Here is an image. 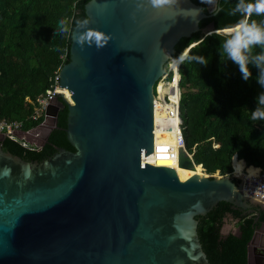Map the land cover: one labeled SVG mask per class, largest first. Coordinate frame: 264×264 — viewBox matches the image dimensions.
Segmentation results:
<instances>
[{
    "label": "water",
    "instance_id": "1",
    "mask_svg": "<svg viewBox=\"0 0 264 264\" xmlns=\"http://www.w3.org/2000/svg\"><path fill=\"white\" fill-rule=\"evenodd\" d=\"M205 5L179 0L162 12L147 0L85 5L88 27L110 38L98 48L72 37L70 61L58 75L67 102L54 95L47 111L53 119L45 118L37 138H26L40 148L67 107L75 152L59 148L45 161L27 162L4 151L0 135V264H210L197 218L221 202L246 214L264 210L244 196L239 176L200 175L154 103L177 45L216 15L215 5L208 14ZM230 233L251 238L253 264L254 246L264 249V224L246 229L230 215L223 234Z\"/></svg>",
    "mask_w": 264,
    "mask_h": 264
},
{
    "label": "trees",
    "instance_id": "2",
    "mask_svg": "<svg viewBox=\"0 0 264 264\" xmlns=\"http://www.w3.org/2000/svg\"><path fill=\"white\" fill-rule=\"evenodd\" d=\"M89 1L0 0V121H23L25 132L43 124L44 118L29 120L34 106L28 100L34 103L50 90L56 73L70 61L72 35L57 33L58 21L68 18L74 30L76 20H88L85 5ZM192 1L202 4L200 0ZM236 2L219 0L216 7L221 11L203 20L199 33L182 39L173 56L182 55L193 45L180 65L182 131L186 150L207 175L217 171L231 174L235 155L252 167L249 172L256 175V168L264 170V120L251 119V111L257 106L256 96L264 91L256 81L258 69L250 65L252 76L245 80L239 67L226 57L221 63L218 53L221 37L215 30L238 22L239 15L228 14ZM205 13H209L207 7ZM252 19L260 21L264 16L254 14ZM210 28L215 33L205 36L204 31ZM254 51L258 53L260 48ZM197 57L206 58L208 63L200 64ZM58 99L67 102L61 96ZM67 115L66 107L60 111L58 122L41 149L6 137L2 142L4 151L27 162L45 161L59 148L75 152L67 140ZM254 210L246 214L221 202L207 216L197 218L199 240L210 264L248 263L251 238L245 234L224 235L223 227L231 215L246 229L261 228L264 210Z\"/></svg>",
    "mask_w": 264,
    "mask_h": 264
},
{
    "label": "clouds",
    "instance_id": "3",
    "mask_svg": "<svg viewBox=\"0 0 264 264\" xmlns=\"http://www.w3.org/2000/svg\"><path fill=\"white\" fill-rule=\"evenodd\" d=\"M201 3L214 6L217 0H201ZM147 4L153 10L162 12L178 6L179 0H147ZM139 6L144 7L143 4ZM220 11V8L214 7L213 14H217ZM228 14L231 16L239 15L241 18L238 22L226 28L215 30L221 37L218 48L221 63L224 62L225 57L227 61L235 63L239 67L245 80L251 78L252 72L250 70V65H254L258 69L256 81L261 88H264V20L257 21L252 19L254 14L256 16H264V0H237L230 8ZM88 24L89 21L87 19L76 20V28L83 30L77 34L73 28L69 26V19L61 18L58 21L56 31L63 35L71 34L73 39L81 46L85 44H95L98 48L103 47L110 37L106 36L101 31L89 28ZM205 36L207 35L205 34ZM191 47L186 50L187 53ZM257 47L260 48L258 53L254 51ZM196 59L202 65L208 63V60L204 57H197ZM256 105V108L251 111V119L253 121L264 120V91L256 96Z\"/></svg>",
    "mask_w": 264,
    "mask_h": 264
},
{
    "label": "built area",
    "instance_id": "4",
    "mask_svg": "<svg viewBox=\"0 0 264 264\" xmlns=\"http://www.w3.org/2000/svg\"><path fill=\"white\" fill-rule=\"evenodd\" d=\"M186 53L187 51L182 55L178 56L175 59V61L172 62L167 67L166 74L164 75V77L160 79V81H158L154 89V93L156 91L154 103H156L157 105H161L167 116L170 118L181 140L183 149H186V144L182 131L183 122L181 118V98L183 95V90L181 88L180 65L185 59ZM60 70L56 73L53 86L51 87L50 90H48L45 94L37 98V100L34 103L28 100L29 103L33 104L34 106V113L29 118L30 121H37L41 118H44V122H43L44 124L45 118L53 119L52 117L47 115V111L52 105L55 104V100L57 98H54V95L64 96L63 94L64 89H57L58 75ZM42 125L39 126L38 128L42 127ZM23 127H24L23 121H11V122L6 120L0 121V135H4L5 138L9 137L16 139L22 142L25 146H27L26 136L30 135L31 133H34L36 129L25 132L23 131ZM235 161H239L237 155H235L232 160L233 172L231 174L222 175L220 171H217L216 174L214 175H205V176L210 178L237 176L236 169L234 167ZM239 162H243L244 164V169L241 172L242 174L239 176L245 181L243 187L244 196L264 203V170L261 168H256L255 170H257V174L253 177H250L249 169L252 167H247L244 161H239ZM202 172L205 173L203 169Z\"/></svg>",
    "mask_w": 264,
    "mask_h": 264
},
{
    "label": "rangeland",
    "instance_id": "5",
    "mask_svg": "<svg viewBox=\"0 0 264 264\" xmlns=\"http://www.w3.org/2000/svg\"><path fill=\"white\" fill-rule=\"evenodd\" d=\"M204 33L208 35V34L213 33V31L206 30V31H204ZM155 93H156V91H155ZM41 129H42V127L37 128L36 131H35L34 133H31L30 135H27L26 138H27V137L37 138V137L39 136V134L41 133ZM26 145H27L28 147H33V148L40 149L38 146H36L35 143H29V142L26 141ZM234 167H235V169H236V175H237V174H242L241 172H242V170L244 169V164H243L242 162H236V161H235V163H234ZM199 172H200V174H201L202 176L207 175L206 173L202 172V170H199ZM249 174L255 175V172H254V171H251V172H249ZM262 250H263V252H264V249L256 248V253L261 252ZM252 258H253V253H252ZM252 261H253V259H252Z\"/></svg>",
    "mask_w": 264,
    "mask_h": 264
},
{
    "label": "flooded vegetation",
    "instance_id": "6",
    "mask_svg": "<svg viewBox=\"0 0 264 264\" xmlns=\"http://www.w3.org/2000/svg\"><path fill=\"white\" fill-rule=\"evenodd\" d=\"M216 5H217V3H216ZM216 5H215V7H216ZM207 8H208V10H210L209 9V7H208V4L206 3V5H205ZM213 11V10H212ZM52 123H53V125L55 124L54 123V121L52 120ZM51 129V128H50ZM53 129V128H52ZM51 129V130H52ZM50 130V131H51ZM50 131H49V133H50ZM48 133V134H49ZM48 136V135H47ZM47 138V137H46ZM46 138L44 139V141H43V143H42V145H41V147H40V149L45 145V143L47 142L46 141ZM253 264H264V252H263V250L261 251V252H258V253H256V247L254 246V249H253Z\"/></svg>",
    "mask_w": 264,
    "mask_h": 264
},
{
    "label": "bare ground",
    "instance_id": "7",
    "mask_svg": "<svg viewBox=\"0 0 264 264\" xmlns=\"http://www.w3.org/2000/svg\"><path fill=\"white\" fill-rule=\"evenodd\" d=\"M65 93V89L63 90V94ZM197 172L200 174L199 169H197ZM201 175V174H200ZM241 174H237V176H240ZM251 177V176H250Z\"/></svg>",
    "mask_w": 264,
    "mask_h": 264
},
{
    "label": "crops",
    "instance_id": "8",
    "mask_svg": "<svg viewBox=\"0 0 264 264\" xmlns=\"http://www.w3.org/2000/svg\"><path fill=\"white\" fill-rule=\"evenodd\" d=\"M19 135H21V134H19Z\"/></svg>",
    "mask_w": 264,
    "mask_h": 264
}]
</instances>
